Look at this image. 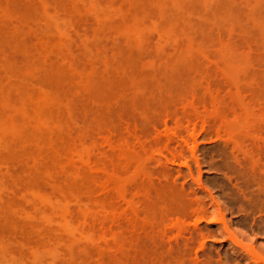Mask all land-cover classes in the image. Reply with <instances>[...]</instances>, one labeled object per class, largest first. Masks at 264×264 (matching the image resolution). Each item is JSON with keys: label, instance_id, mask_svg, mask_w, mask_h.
Masks as SVG:
<instances>
[{"label": "rangeland", "instance_id": "rangeland-1", "mask_svg": "<svg viewBox=\"0 0 264 264\" xmlns=\"http://www.w3.org/2000/svg\"><path fill=\"white\" fill-rule=\"evenodd\" d=\"M249 134L264 0H0V264H246L215 211L264 228V183L231 159ZM175 189L212 216L184 225ZM177 222L215 236L182 227L187 247Z\"/></svg>", "mask_w": 264, "mask_h": 264}, {"label": "bare ground", "instance_id": "bare-ground-1", "mask_svg": "<svg viewBox=\"0 0 264 264\" xmlns=\"http://www.w3.org/2000/svg\"><path fill=\"white\" fill-rule=\"evenodd\" d=\"M250 104V103H249ZM251 105V104H250ZM249 106V105H248ZM248 108V107H247ZM249 108H250V106H249ZM250 112V110L248 111V113ZM226 117V116H225ZM238 117H239V115H238ZM241 117V116H240ZM240 120V119H239ZM250 135V137H249V140H250V138L251 139H253V140H250V144L248 145V137H246V138H244V139H237V140H235V139H232L233 141V146L236 148V149H232V150H237L236 152L238 153V155L237 156H235L234 154V156L232 157L231 156V159L233 158V160H235V164L236 165H234V167H238L239 169H238V171H240V176H241V174L243 173V174H247L248 173V175H249V173H251V177H252V179H253V177L254 178H256V179H258L256 182H260V183H264V138L263 137H257L256 136V139H254V137L255 136H253L252 137V135L251 134H249ZM259 136V135H258ZM261 136V135H260ZM264 136V135H263ZM246 139V140H245ZM235 140V141H234ZM230 142H231V140H230ZM227 143H229L228 141H227ZM230 144H232V143H230ZM248 146H247V145ZM245 145H246V147H245ZM226 146H228V145H226ZM249 147V148H248ZM247 148V149H246ZM227 149V148H226ZM221 150V149H220ZM231 150V151H232ZM225 151H227V150H225ZM234 151V152H235ZM228 152V151H227ZM235 152V153H236ZM197 153V152H196ZM223 153H224V150H223ZM222 154V153H221ZM220 154V155H221ZM225 154V153H224ZM230 155V154H229ZM231 155H232V152H231ZM223 156V155H222ZM223 158V157H222ZM226 159H228V158H226ZM232 160V161H233ZM226 161H228V160H226ZM230 161V160H229ZM224 163H226V162H224ZM228 163V162H227ZM229 164V163H228ZM231 164V163H230ZM230 164H229V166H230ZM226 167H227V164L225 165ZM228 166V167H229ZM236 167V168H237ZM223 168V167H222ZM233 168V167H232ZM224 169H227V168H224ZM222 170V169H221ZM230 170H231V167H230ZM232 171V170H231ZM223 172V171H222ZM227 173V172H226ZM235 173V172H234ZM243 174H242V176H243ZM227 175V174H226ZM238 174H237V172H236V176H237ZM234 176V175H233ZM245 176V175H244ZM232 177V176H231ZM247 177V176H246ZM249 177V176H248ZM237 179V178H236ZM255 179V180H256ZM235 180V179H234ZM244 180H246V179H244ZM243 180V181H244ZM254 180V181H255ZM239 181V180H238ZM229 182V181H228ZM242 182V181H241ZM239 183V182H238ZM243 183V182H242ZM241 183V184H242ZM234 185V184H233ZM260 185V184H259ZM264 186V185H263ZM174 188V187H173ZM176 188V187H175ZM176 189H178V188H176ZM171 190L172 191V193H171V196H172V199L171 200H173V202L172 201H170V202H172V205H173V209H174V213L177 215V213L176 212H178V216L180 215L181 217H182V219H184L185 220V224L183 223L184 222V220H180L184 225H186V222H187V219H193L194 217L198 220V222L199 221H201V220H205V219H208V217L211 215L212 216V214H210L209 212H210V210L209 209H207V210H209V212L206 210L205 211V209L206 208H204V206H206V205H204V203H201L200 201H197V199H198V194L196 195V193L194 192V194L196 195V199H194L195 197H194V195H193V193H191V194H189V193H187L184 189H182L181 191H179V190ZM234 189V188H233ZM236 189H237V187H236ZM235 190V189H234ZM233 190V191H234ZM195 191V190H194ZM235 192V191H234ZM240 192H242V191H240ZM246 192V191H245ZM170 195V194H169ZM243 195H245V194H243ZM242 195V196H243ZM213 196V195H212ZM211 196V197H212ZM246 197H248L247 195H246ZM168 198V197H167ZM212 198H214V197H212ZM244 198H245V196H244ZM250 198V197H249ZM252 198V197H251ZM169 199H170V196H169ZM215 199V198H214ZM213 199V200H214ZM247 199V198H246ZM245 199V200H246ZM241 200H242V197H241ZM244 200V199H243ZM164 201H165V199H164ZM216 201V200H215ZM163 202V201H162ZM211 202V201H210ZM245 202V201H244ZM243 202V203H244ZM247 202V201H246ZM164 203V202H163ZM229 203H231V207H234L233 205H232V202H229ZM153 204V203H152ZM158 204V203H157ZM242 204V203H241ZM151 205V204H150ZM172 205H170L171 207H172ZM216 206V205H215ZM241 206V205H240ZM252 206H254V202H252L250 199H248V203H244L243 205H242V207L243 208H241V209H251V208H253ZM152 207V206H151ZM165 207L167 208V205H165ZM169 207V206H168ZM255 207H256V203H255ZM213 208L214 209H212V210H215V209H217L218 208V206L217 207H214L213 206ZM220 208V207H219ZM239 208V209H240ZM169 209V208H168ZM172 209V210H173ZM233 209V208H232ZM236 209H237V207H236ZM235 208H234V210H236ZM241 209L240 210H238V211H241ZM149 210V209H148ZM165 210V209H164ZM163 210V211H164ZM170 210V209H169ZM211 210V211H212ZM221 210V209H220ZM220 210H216L215 212H217L218 213V211H219V213H222V215L221 214H219L220 216H221V218H220V216H218L217 215V217H219L218 219H219V225L217 226L218 227V229H217V233H218V235L224 240V241H226L227 243H229L228 245V247H229V249L231 250V252L234 254V258H235V261H234V263L235 262H238V263H246V264H264V248H263V246H261L262 244L260 243L259 244V241L255 238V236H253V235H257V233H259L260 232V230H261V228H263V227H261L260 228V230L259 231H256L255 229H252V228H250L249 226H247L248 224H247V222H246V224H243V221L242 222H239V221H237V222H235V223H233V221H231V220H229L228 219V217L231 215V214H229L228 216H227V212H224L225 214H223V211H224V209L222 210V212H220ZM226 210V209H225ZM252 210V209H251ZM153 211V210H152ZM167 211V210H166ZM226 211H229V210H226ZM244 211V210H243ZM246 211V210H245ZM248 211H250V210H248ZM247 211V212H248ZM170 212H172V211H170ZM170 212L168 211V212H165L164 214L167 216V217H169V216H171L170 215ZM173 213V214H174ZM217 213H215L214 215H216ZM210 214V215H209ZM175 215V216H176ZM191 215H192V217L193 218H190L191 217ZM177 216V217H178ZM188 216H190L189 218H187ZM187 218V219H186ZM179 219V218H178ZM181 219V218H180ZM195 219V220H196ZM197 220H196V222H197ZM243 220V219H242ZM258 222V221H257ZM245 223V222H244ZM256 223V222H255ZM260 223V222H259ZM182 224V227H184V228H186V229H190V228H188V227H185L184 225ZM196 224H198V223H196ZM258 224V223H257ZM263 224V223H262ZM250 225V224H249ZM256 225V224H255ZM181 226V223L179 222H177L176 224H175V228H173V229H176V227H178V229H177V236L176 235H174V236H176V241L178 240L179 241V239H182V241H184L183 240V238L185 237V235H187V234H190L191 235V233H193V232H195V230L197 231L196 233H198V236L197 237H200V238H202V240H201V242H203L204 241V239L206 240V238H214V232H207V233H205V231L204 230H202V229H200L199 228V226H195V228L196 229H194V231L193 230H191V231H193V232H191L190 233V230H189V233L187 232V234H185V232H184V230L182 229V227H180ZM259 226V225H258ZM261 226V225H260ZM236 227H238V228H236ZM239 227H240V229H239ZM247 227H249V229L247 228ZM257 227V226H256ZM235 228H236V231H238V232H240V231H242V229L241 228H245L244 229V231H246V229L247 230H249L248 232H250L251 234H253V235H250V233H249V235H247V233L246 232H244V231H242L243 233L241 234V232L240 233H238V232H236L235 231ZM254 228V227H253ZM185 229V231H188V230H186ZM237 229H239V230H237ZM259 229V228H258ZM264 229V228H263ZM207 230V229H206ZM209 230V229H208ZM210 231V230H209ZM170 232H171V230H170ZM261 232H262V230H261ZM245 233V234H244ZM166 234V233H165ZM185 234V235H184ZM195 234V233H194ZM216 234V233H215ZM173 234H171V236H172ZM195 235H197V234H195ZM262 235V234H261ZM167 236H169V233H168V235ZM166 236V237H167ZM173 236V237H174ZM192 236V235H191ZM217 236V235H216ZM251 236H253V237H251ZM187 237V236H186ZM185 237V238H186ZM193 237V236H192ZM195 237V236H194ZM170 238V237H169ZM171 239V238H170ZM169 239V240H170ZM187 239V238H186ZM185 239V240H186ZM189 239V238H188ZM192 241H190V243L191 242H193V240L194 239H192V238H190ZM189 239V240H190ZM197 239V238H196ZM259 239V238H258ZM174 240V241H175ZM208 240V239H207ZM170 241H172V240H170ZM176 241H175V244H176ZM178 241H177V243H178ZM182 241H180V242H182ZM185 242V241H184ZM170 243V242H169ZM174 243V242H173ZM186 244H187V247L188 246H190L189 244V242H188V240L185 242ZM189 243V244H188ZM180 244V243H179ZM183 244V243H182ZM202 244H205V242L204 243H202ZM201 244V246H202V248H204L205 247V245H202ZM170 245H172V249H173V244L171 243ZM168 246H169V244H168ZM176 246H178L179 247V245H176ZM207 246V245H206ZM170 247V246H169ZM175 247V246H174ZM206 248V247H205ZM204 248V249H205ZM171 249V248H170ZM174 250V249H173ZM207 250V249H206ZM206 250H204V252L206 251ZM172 253V252H171ZM206 253V252H205ZM207 256V255H206ZM209 256H211V255H209ZM218 256V255H217ZM230 256H232V255H230ZM212 257V256H211ZM226 258V257H225ZM221 261H222V259H221ZM220 261V263H223V261L221 262ZM227 261V260H226ZM231 262H232V260H231ZM224 263H225V261H224ZM227 263V262H226ZM193 264V263H192ZM196 264V263H195ZM228 264H230L229 262H228ZM236 264V263H235Z\"/></svg>", "mask_w": 264, "mask_h": 264}]
</instances>
